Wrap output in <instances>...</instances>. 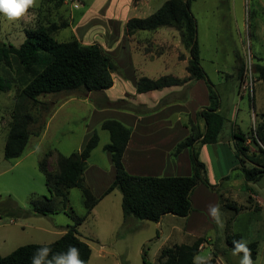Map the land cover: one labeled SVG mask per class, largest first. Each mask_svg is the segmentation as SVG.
Returning <instances> with one entry per match:
<instances>
[{
  "label": "rangeland",
  "instance_id": "rangeland-1",
  "mask_svg": "<svg viewBox=\"0 0 264 264\" xmlns=\"http://www.w3.org/2000/svg\"><path fill=\"white\" fill-rule=\"evenodd\" d=\"M165 1L81 0L82 6L75 10L65 0H36V6L16 21H8L0 14V43L19 47L26 39L27 30H34L40 25L57 24L61 28L53 35L56 41L67 42L76 39L84 45L98 44L113 59L116 64V71L113 73L115 84L111 89L103 91L108 98H122L134 102L131 99L137 93L136 86L142 68L135 67L131 58L128 61L124 59L125 50L137 47V44L148 47L150 44H158L159 48L151 49L158 55L164 50L161 46L167 42L172 45L169 53L174 58L177 56L183 60L186 57L183 53L184 46L178 47L181 38L175 29L162 28L163 32L170 36H156L157 43L150 42L152 37L146 35L149 33L147 31L130 36L126 33L125 24L129 19L148 17ZM191 11L197 20L201 63L222 97V113L230 120L232 113L236 112L242 134L248 133L250 137L254 134L252 129L259 124L260 115L264 112V80L260 78L259 73H253V95H250V92L242 89L247 79L244 75L238 87L237 79L221 84L219 74H233L236 72L235 67L240 65L244 66L245 74L250 64L254 69L262 62L261 59L264 60V0H196L191 5ZM154 70L162 73L161 61H155ZM0 76L10 79L13 83L11 91L0 92V255L7 256L17 248L29 244L53 243L68 231L75 219L85 217V221L78 227V232L92 249L88 264H144V257L147 262L156 263L160 251L171 246L177 239V233L174 235L175 239L170 237L171 227L180 226L182 221L169 215L161 224L135 218L125 222L122 193L118 189L106 195L88 216L82 191L78 188L69 189L65 193L67 201L56 199L59 208L56 214L34 215L31 201L50 197L45 175L39 170L40 161L45 154L52 152L47 165L48 169L54 172L57 154L70 155L75 144L68 145L61 139L55 121L46 140L38 144L36 137L31 136L20 158L5 159L4 148L15 112L16 95L30 78L15 62L10 68L0 64ZM86 94L88 92L82 89L72 93L47 94L40 96L38 100L53 107L60 98L71 95L83 97ZM92 96L101 99L102 103L107 100L104 96ZM27 104L34 116L31 125V131L34 132L42 126L44 111L37 103ZM253 114L257 115L256 120ZM75 116L69 128L79 135L83 127V117L81 113ZM99 137L100 143L87 162V167L100 166L107 173L95 190L98 195L106 189L112 179L108 173L111 160L104 150L110 143L109 133L101 129ZM251 145L257 150L252 141ZM247 147L250 149V146ZM237 165L240 167L239 163ZM246 165L252 167L249 162ZM234 189L235 196L232 201L225 200L226 204H223L226 211L220 213L223 221L218 224L217 248L224 250V253L219 257H222L224 264H240L243 255L233 254V250L227 247L226 237L241 233L243 241L258 244L257 259L253 264H264V207L249 213L243 209L249 204L254 206L252 194L259 195L264 201V177L259 182L250 185L246 183V188L238 185ZM235 208H241L243 211H239V219L235 223L227 225L224 218L227 213L234 216ZM205 254L206 251L198 255Z\"/></svg>",
  "mask_w": 264,
  "mask_h": 264
},
{
  "label": "trees",
  "instance_id": "trees-1",
  "mask_svg": "<svg viewBox=\"0 0 264 264\" xmlns=\"http://www.w3.org/2000/svg\"><path fill=\"white\" fill-rule=\"evenodd\" d=\"M196 0H166L153 14L145 18H131L125 24L127 35L141 31H157L162 28H172L180 33L181 43L189 53L187 79L171 76H161L157 79L141 77L137 81L136 92L146 93L167 87L183 85L188 81H206L209 91V105L197 112L196 118L204 121V129L199 123L189 121L190 135L177 144L175 155L189 149L192 174L179 177H143L129 174L123 165V155L131 136L130 128L115 119L105 120L101 127L109 133L110 143L104 150L110 155L115 169V178L101 196L94 195L85 181L84 173L87 161L92 152L98 147L100 138L94 133L84 148L69 156L57 154L56 170L48 169V159L52 152L44 155L39 163V170L45 175L46 187L50 197L33 199L31 206L34 215L47 216L58 212L56 199L67 201L66 192L78 188L82 191L86 216L90 215L99 201L118 189L122 193V210L124 219L133 217L141 221L159 223L165 215L187 217L192 212L191 195L197 186L204 184L212 187L206 176V166L199 159L198 145L214 144L224 125V117L219 113L220 95L208 79L202 66L200 46L197 34V20L191 5ZM32 7L27 10L29 13ZM61 26L51 24L38 26L26 31V39L19 46L0 43V64L12 67L15 62L19 65L29 80L25 81L22 89L16 95L15 112L4 148L5 159H18L24 153L31 136L40 137L46 127V121L53 107L40 102V96L56 93H72L79 90L86 92H101L114 86L113 73L116 64L98 44L84 45L78 40L58 42L53 35ZM264 80V66L254 67ZM241 79L244 66L239 68ZM13 88L10 79L0 76V92H9ZM27 102L41 105L44 113L42 126L31 131L34 116ZM112 108L133 111L135 107L124 100L111 104ZM261 121L252 129L254 134H235L237 143L236 159L240 164L241 174L248 183L259 182L264 177V114ZM251 139L257 150L250 152L245 146L246 139ZM252 164L247 167L246 163ZM234 203V202H233ZM233 207V205H230ZM244 209V208H243ZM243 209L235 208L236 212ZM85 217L77 218L74 224L58 240L50 244H29L17 248L7 256L0 255V264H32L31 257L42 247H49L51 252L48 259L55 253L66 252L69 246L79 250L80 259L88 264L92 255L90 246L80 237L78 227ZM243 240L240 234L226 237L229 249H234L233 241ZM206 238H198L192 244H175L163 248L156 263L144 264H193V258L198 255L201 247L207 243ZM251 250V259H257L258 244L246 242ZM219 251L214 249L209 264H215ZM243 255V253H239Z\"/></svg>",
  "mask_w": 264,
  "mask_h": 264
},
{
  "label": "crops",
  "instance_id": "crops-1",
  "mask_svg": "<svg viewBox=\"0 0 264 264\" xmlns=\"http://www.w3.org/2000/svg\"><path fill=\"white\" fill-rule=\"evenodd\" d=\"M146 35H150L152 37L150 42L156 41L155 43H157L156 36H170L168 33L165 34L163 29L149 32ZM179 42L178 47L182 48V43L181 41ZM151 45L148 47V45L138 46L137 44V47H130L128 50H125L124 59L128 61L131 58L135 67L141 66V77L151 79H157L161 76H171L178 79H187L189 77L187 66L190 56L184 47L183 53H185L184 55L186 57L180 60L177 56L174 58L169 53L172 45L170 46L167 42H165L164 46H161L164 50H161L158 55L154 51H151V49L159 48V45ZM156 60L161 61L163 67L162 73L154 70ZM261 60L260 65L264 66V60ZM240 67L241 65L239 67L236 66V72L233 74L220 73L218 71L221 78L219 82L222 84L224 81L237 79L239 87L242 80L239 76ZM123 68L125 69L126 67L123 66ZM122 73L124 74V71ZM253 73H255L254 69ZM208 79L211 81L209 76ZM211 83L217 91L216 85L212 81ZM217 92L220 95L219 91ZM93 94L106 97V102H100L101 99H96L95 96H92ZM120 100L129 102L135 109L130 111L111 107L112 103ZM131 100L134 102L122 98L118 100L110 99L103 91L88 92L83 97L71 95L66 98H60L53 106L43 133L40 137H36V142L39 144L46 140L53 123L56 121L61 139L63 138V141L68 145L73 146L75 144L71 149L72 151H70L71 155L73 152L82 150L94 133L100 135L101 125L105 120L115 119L131 130L130 140L122 159L124 168L129 174L143 177L190 176L192 174V167L189 149H185L177 155H175V151L177 144L184 141L190 135L188 124L191 119L194 123H199L200 127L204 129V121L197 119L196 115L198 111L209 105V91L206 81L192 80L179 86L167 87L146 93H136ZM222 107V97L220 95L219 113L224 117V125L217 142L205 145L197 144L199 159L206 166V176L212 187L204 184L196 187L191 195L192 212L187 217H178L182 221L181 225H173L171 227L172 231L169 233L172 234L170 237L174 239V235L176 233L178 235L176 236L177 239L171 243V246L175 244H192L198 238H206L208 242L201 247L198 254L206 251L204 256L210 258L213 256L214 249L217 248L219 237L217 235L218 223L209 215V206H218L219 212L224 213L226 211L224 205L226 203L224 202L226 199L232 201V197L235 196L234 188L238 187V185L246 188L245 180L242 177L236 159L238 141L236 140L235 134H242L243 131L237 123V113L233 112L229 120L222 113ZM78 113H81L83 117V127L79 135L72 128H69L70 124L74 121V116L76 114L78 115ZM261 114H264V112ZM253 115L256 120L257 115ZM244 145L250 146V152L255 151L253 145H251V139L247 138ZM108 173L111 174V184L115 178V169L112 162ZM106 174V171L100 166H86L84 173L85 181L97 197L101 196L110 186L109 184L101 194H95L98 184ZM223 185H225L224 188L222 187ZM251 198L254 206L250 204L249 206H245L244 210L247 213L261 210L264 207V201L259 195L252 194ZM103 199L104 197L99 203ZM239 213L235 211L234 216L227 213L228 215L224 218V221H226L227 225L235 223L239 219ZM168 216L165 215L162 217L158 224H161ZM132 218H127L125 222L131 221ZM221 220L222 218H220ZM235 234H240L244 238L241 233ZM218 251L219 254L215 264H224L222 257H219L223 256L224 250L221 251L218 249Z\"/></svg>",
  "mask_w": 264,
  "mask_h": 264
},
{
  "label": "clouds",
  "instance_id": "clouds-1",
  "mask_svg": "<svg viewBox=\"0 0 264 264\" xmlns=\"http://www.w3.org/2000/svg\"><path fill=\"white\" fill-rule=\"evenodd\" d=\"M36 6V0H0V14L8 21H16L20 19L27 10ZM209 215L216 223H221L219 207L210 205ZM233 254L243 253L240 264H253L251 259V250L247 243L243 240L233 241ZM51 249L42 247L32 255V264H84L80 259L79 250L74 246H69L66 252L55 253L51 259H48ZM210 257L197 255L193 258V264H209Z\"/></svg>",
  "mask_w": 264,
  "mask_h": 264
},
{
  "label": "built area",
  "instance_id": "built-area-1",
  "mask_svg": "<svg viewBox=\"0 0 264 264\" xmlns=\"http://www.w3.org/2000/svg\"><path fill=\"white\" fill-rule=\"evenodd\" d=\"M66 3L70 4L73 9H80L82 6L81 0H65ZM246 81L243 83L242 89L245 92H250V95H253V69L250 64L248 72H245Z\"/></svg>",
  "mask_w": 264,
  "mask_h": 264
}]
</instances>
